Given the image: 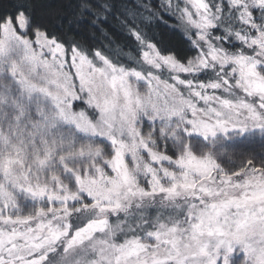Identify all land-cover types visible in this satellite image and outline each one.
I'll use <instances>...</instances> for the list:
<instances>
[{
	"label": "snow or ice",
	"instance_id": "snow-or-ice-1",
	"mask_svg": "<svg viewBox=\"0 0 264 264\" xmlns=\"http://www.w3.org/2000/svg\"><path fill=\"white\" fill-rule=\"evenodd\" d=\"M0 264H264V0H0Z\"/></svg>",
	"mask_w": 264,
	"mask_h": 264
},
{
	"label": "trees",
	"instance_id": "trees-1",
	"mask_svg": "<svg viewBox=\"0 0 264 264\" xmlns=\"http://www.w3.org/2000/svg\"><path fill=\"white\" fill-rule=\"evenodd\" d=\"M117 3H119V0H117ZM80 36L77 37V39H80V37H83L86 39L87 43L92 45L93 47L99 48L103 46L104 48L108 47V41L104 40L99 33L95 32L93 29L89 28L87 25L82 27L80 30ZM112 32H115V29H111ZM95 37V38H93ZM114 39L119 42L122 37H120L119 33L117 32L115 34ZM113 49H115V44H113Z\"/></svg>",
	"mask_w": 264,
	"mask_h": 264
}]
</instances>
